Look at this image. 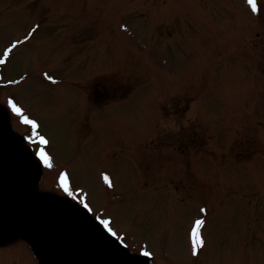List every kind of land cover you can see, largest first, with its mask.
Listing matches in <instances>:
<instances>
[{"label":"rangeland","instance_id":"rangeland-1","mask_svg":"<svg viewBox=\"0 0 264 264\" xmlns=\"http://www.w3.org/2000/svg\"><path fill=\"white\" fill-rule=\"evenodd\" d=\"M248 6L0 0V58L29 37L0 71V85L23 80L0 94L50 145L51 175L25 196L81 189L93 214L126 234L127 252L150 253L136 264H264V26ZM189 96L199 102L195 127ZM201 209L209 216L197 256L188 231Z\"/></svg>","mask_w":264,"mask_h":264},{"label":"water","instance_id":"water-1","mask_svg":"<svg viewBox=\"0 0 264 264\" xmlns=\"http://www.w3.org/2000/svg\"><path fill=\"white\" fill-rule=\"evenodd\" d=\"M1 214H2V217H0V227L4 221L3 212H1ZM61 235L63 238L62 242L66 241V243L64 242V244L59 243V245L57 247V249L59 251L62 250V252H63L62 257H58V259L56 260L55 257L52 256V253H51V258L48 257V264H91V263L86 262L87 258L93 260L92 263H94V264H100L97 260L94 259L91 251L89 249H87L86 245L84 243L80 242L78 239H76L75 236H73V235L67 236L64 233H61ZM58 236H60V235H58ZM70 243H73L72 246L70 245ZM74 243H77L78 245L83 247V250L87 251L86 254L83 253V256L79 255L76 259V262H75V258H73V260H72V257H71L72 254H74V257H75V254L79 253L78 250L74 249ZM47 244L48 243L46 242L45 247ZM65 254H67L68 257Z\"/></svg>","mask_w":264,"mask_h":264},{"label":"snow or ice","instance_id":"snow-or-ice-1","mask_svg":"<svg viewBox=\"0 0 264 264\" xmlns=\"http://www.w3.org/2000/svg\"><path fill=\"white\" fill-rule=\"evenodd\" d=\"M248 2L251 5L252 10L253 11H256V3H255V0H248ZM13 47H15V45H13ZM10 51H11V49H5V51L3 53V56L4 57H7L9 55V52ZM0 63H4V59L0 58ZM48 79H52V77L49 76ZM7 103L11 106L12 110L17 113V115H20L21 114V109L19 107H17V104L13 100L9 99L7 101ZM24 122L25 123H28V124H31L33 127L36 126V121L30 120V119H28V117H24ZM41 143H47V141H45L43 138H41ZM40 156H41V159H43L45 161V163H48L49 162V157L45 153L41 152L40 153ZM49 166H51V165L49 164ZM107 179L108 178L105 177V180L106 181H107ZM64 187H65V191H67V185L66 184L64 185ZM201 211H204V209H201ZM102 223H104L105 225H107L108 224V221L104 220V221H102ZM201 223H203V221H197V224H201ZM109 230H111V229H109ZM113 235H115V233H113ZM196 243L198 245H202L203 244V241L198 239L196 241ZM149 254L150 253H148V252H145L144 253V255H146V256L149 255Z\"/></svg>","mask_w":264,"mask_h":264}]
</instances>
